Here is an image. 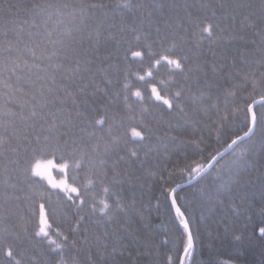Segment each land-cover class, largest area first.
<instances>
[{"label": "snow or ice", "instance_id": "6c2138e0", "mask_svg": "<svg viewBox=\"0 0 264 264\" xmlns=\"http://www.w3.org/2000/svg\"><path fill=\"white\" fill-rule=\"evenodd\" d=\"M170 7L0 0V264H158L164 202L188 230L175 264H197L185 185L223 181L264 151V0H202L183 18ZM53 15L71 19L67 41L42 30Z\"/></svg>", "mask_w": 264, "mask_h": 264}, {"label": "trees", "instance_id": "16d2710c", "mask_svg": "<svg viewBox=\"0 0 264 264\" xmlns=\"http://www.w3.org/2000/svg\"><path fill=\"white\" fill-rule=\"evenodd\" d=\"M20 2L30 3L32 0H20ZM42 2H46V0H42ZM105 2L109 3L112 0H105ZM146 2L151 3V0H146ZM166 2L175 6L167 10L168 15L183 18V5H199L202 0H166ZM203 2H208V0H203ZM22 15L24 14L22 13ZM115 18L118 22L119 13ZM41 23L42 30L46 29L51 33L54 40L67 41L69 39L67 34L73 24L68 16L53 15L51 19ZM154 71L156 70L154 69ZM159 73L156 80L166 76V69L161 67ZM140 86L144 87V85ZM0 88H2V84H0ZM244 95L246 94L241 93V96ZM213 147H219V145H213ZM173 159L176 158L173 157ZM68 181L70 184H77V186L83 183L72 169H69ZM48 187L51 188L50 185ZM161 187V185H157L152 194L163 201L164 197L160 194ZM51 190L57 191L56 189ZM91 195H95L97 199L101 198L97 192H93ZM180 195L181 199L178 203L182 209L186 207L197 264H264V238H261L258 232V228L264 225V219L255 214L257 207L264 203V151L253 153L239 169L225 180H210L207 184L189 187L185 185V189ZM237 205L242 210L238 215L235 214ZM64 212L63 203H57L55 215L50 216L53 229L61 223V216ZM246 212H251L252 215L245 216ZM173 214L174 210L170 212L168 203L164 202L158 223L161 225V231L168 233L165 239L169 243L157 249L158 264H175L177 254L183 258L182 248L187 246V230H183L182 226L177 230ZM233 229L244 232V239L239 244L233 243L231 240ZM181 232L183 233L182 243L179 240ZM185 264H188L187 260H185Z\"/></svg>", "mask_w": 264, "mask_h": 264}, {"label": "rangeland", "instance_id": "374dc122", "mask_svg": "<svg viewBox=\"0 0 264 264\" xmlns=\"http://www.w3.org/2000/svg\"><path fill=\"white\" fill-rule=\"evenodd\" d=\"M51 173H52L51 178H52V181L54 183H59L61 180H63L65 178L64 177V174L61 173V171L59 170V168H53L51 170Z\"/></svg>", "mask_w": 264, "mask_h": 264}, {"label": "water", "instance_id": "95a60500", "mask_svg": "<svg viewBox=\"0 0 264 264\" xmlns=\"http://www.w3.org/2000/svg\"><path fill=\"white\" fill-rule=\"evenodd\" d=\"M187 232H188V230H187Z\"/></svg>", "mask_w": 264, "mask_h": 264}]
</instances>
